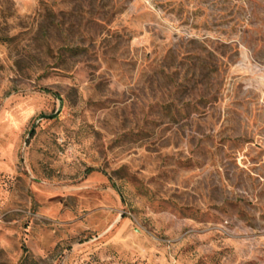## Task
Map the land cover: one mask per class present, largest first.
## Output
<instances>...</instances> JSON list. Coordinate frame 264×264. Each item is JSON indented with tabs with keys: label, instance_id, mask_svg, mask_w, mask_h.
Segmentation results:
<instances>
[{
	"label": "rangeland",
	"instance_id": "374dc122",
	"mask_svg": "<svg viewBox=\"0 0 264 264\" xmlns=\"http://www.w3.org/2000/svg\"><path fill=\"white\" fill-rule=\"evenodd\" d=\"M0 264H264V0H0Z\"/></svg>",
	"mask_w": 264,
	"mask_h": 264
},
{
	"label": "water",
	"instance_id": "95a60500",
	"mask_svg": "<svg viewBox=\"0 0 264 264\" xmlns=\"http://www.w3.org/2000/svg\"><path fill=\"white\" fill-rule=\"evenodd\" d=\"M50 118L49 116H42L41 119H47Z\"/></svg>",
	"mask_w": 264,
	"mask_h": 264
}]
</instances>
